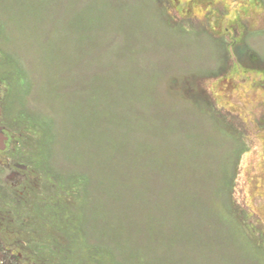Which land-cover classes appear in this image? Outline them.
<instances>
[{
    "label": "rangeland",
    "instance_id": "374dc122",
    "mask_svg": "<svg viewBox=\"0 0 264 264\" xmlns=\"http://www.w3.org/2000/svg\"><path fill=\"white\" fill-rule=\"evenodd\" d=\"M0 264H264V0H0Z\"/></svg>",
    "mask_w": 264,
    "mask_h": 264
},
{
    "label": "water",
    "instance_id": "95a60500",
    "mask_svg": "<svg viewBox=\"0 0 264 264\" xmlns=\"http://www.w3.org/2000/svg\"><path fill=\"white\" fill-rule=\"evenodd\" d=\"M3 139H4L3 133L0 132V146L1 147H3Z\"/></svg>",
    "mask_w": 264,
    "mask_h": 264
}]
</instances>
